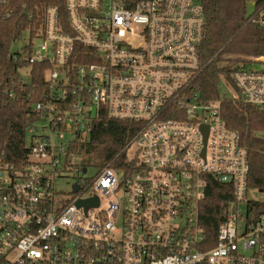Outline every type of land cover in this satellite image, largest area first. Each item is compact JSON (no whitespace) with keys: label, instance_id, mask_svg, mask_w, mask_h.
<instances>
[{"label":"built area","instance_id":"2783aa9c","mask_svg":"<svg viewBox=\"0 0 264 264\" xmlns=\"http://www.w3.org/2000/svg\"><path fill=\"white\" fill-rule=\"evenodd\" d=\"M5 5L0 25L10 17ZM65 5L66 17L55 6L42 10L11 50L20 83L31 85L39 64L44 89L24 166L0 163V264H264V202L249 197L259 190L248 184V152L222 100L203 101L195 89L201 0ZM253 21L264 27V8ZM258 63L264 57L225 56L231 72L219 80L234 101L264 110ZM102 114L142 126L120 165L89 177L79 147ZM70 177L65 195L57 183ZM212 181L232 190L215 242L200 224Z\"/></svg>","mask_w":264,"mask_h":264},{"label":"trees","instance_id":"16d2710c","mask_svg":"<svg viewBox=\"0 0 264 264\" xmlns=\"http://www.w3.org/2000/svg\"><path fill=\"white\" fill-rule=\"evenodd\" d=\"M10 17L0 25V163L24 166L28 153L27 129L33 123V106L44 89L42 67L33 65L31 85L20 83L17 69L22 66L11 58V47L23 32L36 23L42 10L58 7L66 17V0H4ZM253 1L254 11L247 4ZM206 17V36L200 49L202 68L195 89L203 101L222 100V115L227 126L239 133L248 152L250 188L264 192V110L220 96V75H230L222 65L225 56L264 57V27L254 23L264 8V0H201ZM32 17V18H31ZM233 64V63H232ZM231 64V65H232ZM44 68V67H43ZM35 84V87L33 86ZM13 93L14 97H10ZM140 124L109 119L105 114L95 121L89 140L79 149L100 156V168L120 165L125 148L141 130ZM114 162V163H113ZM117 165V164H116ZM232 190L216 181L209 183L202 204L200 224L208 239L215 242L217 230L225 221Z\"/></svg>","mask_w":264,"mask_h":264},{"label":"rangeland","instance_id":"374dc122","mask_svg":"<svg viewBox=\"0 0 264 264\" xmlns=\"http://www.w3.org/2000/svg\"><path fill=\"white\" fill-rule=\"evenodd\" d=\"M247 11H248V13H252L254 11L253 1H250L247 4ZM21 43H22V41H18L17 43L13 44L11 50L12 51L16 50V48ZM257 65H259L261 68H264V64L258 63ZM23 73H24V75H26V77H24V80L28 81V79H29L28 70H23ZM219 90H220V96L223 100H225V99L234 100L235 94L232 91L228 90L223 83L220 84ZM260 136L264 138V133L260 134ZM137 150H138V145L133 144L129 150V156L134 157ZM99 159H100V156L96 152L91 153L89 155H87L84 152V155H82L81 161H82V164L88 168V176L89 177H93L98 172V170L100 169V160ZM73 183H74V179L72 177L65 179V180L63 179V180L58 181L57 188L63 194L68 195L71 193V186ZM249 197L253 198L257 201L264 202V193H261L260 191L253 190L250 193Z\"/></svg>","mask_w":264,"mask_h":264},{"label":"water","instance_id":"95a60500","mask_svg":"<svg viewBox=\"0 0 264 264\" xmlns=\"http://www.w3.org/2000/svg\"><path fill=\"white\" fill-rule=\"evenodd\" d=\"M78 187H75V190H77ZM79 206H85L86 209H88L91 206H98V202H93V201H82L79 202Z\"/></svg>","mask_w":264,"mask_h":264}]
</instances>
